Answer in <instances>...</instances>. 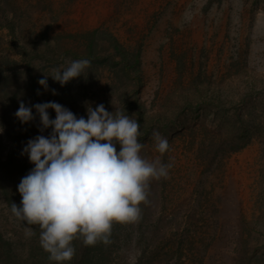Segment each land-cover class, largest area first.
Instances as JSON below:
<instances>
[{"label": "rangeland", "instance_id": "obj_1", "mask_svg": "<svg viewBox=\"0 0 264 264\" xmlns=\"http://www.w3.org/2000/svg\"><path fill=\"white\" fill-rule=\"evenodd\" d=\"M92 39L101 57L116 40L138 58L140 83L121 85L94 65L64 86L49 76L48 90L38 84L44 97L86 117L85 102L111 112L134 87L146 114L174 122L169 133L158 128L165 122L153 129L168 139L165 153L155 149L153 131L142 143L145 159L171 166L167 177L149 181L129 243L111 264H264V0H0V77L17 73L14 87L28 67L12 73L7 62L20 61L22 47L38 83L72 60L67 49L81 59L80 44ZM5 122L3 156L17 134ZM33 226L0 202L7 237L22 246Z\"/></svg>", "mask_w": 264, "mask_h": 264}, {"label": "clouds", "instance_id": "obj_2", "mask_svg": "<svg viewBox=\"0 0 264 264\" xmlns=\"http://www.w3.org/2000/svg\"><path fill=\"white\" fill-rule=\"evenodd\" d=\"M89 65L86 58L66 60L51 74L42 71L38 84L48 90L50 76L64 86L84 75ZM85 104L86 117L56 101L31 106L20 101L15 112L26 124L35 119L34 109L41 130L51 129L47 136L30 138L22 148L21 155H27L33 167L18 184L22 199L19 206L12 203L11 211L26 225L39 226V243L55 264L73 259L76 238L86 246L107 243L114 223L137 220L149 181L167 177L171 166L141 155L144 144L138 139L137 119L116 108L110 112L103 103ZM153 139L159 153L168 150V139L159 131H153ZM33 234L28 228L27 235Z\"/></svg>", "mask_w": 264, "mask_h": 264}, {"label": "trees", "instance_id": "obj_3", "mask_svg": "<svg viewBox=\"0 0 264 264\" xmlns=\"http://www.w3.org/2000/svg\"><path fill=\"white\" fill-rule=\"evenodd\" d=\"M80 45L83 49L81 58L90 60L89 67L99 65L103 69H108L113 73L114 79L121 85H126L128 81H131V84L140 83L142 72L138 67V58H132L129 52L123 49L116 40L111 43L110 49L112 51L109 52L108 55L104 54L103 57L99 55V53L102 52V47L99 46L98 43H95L93 39L89 42L85 41ZM67 51L71 54L72 60L80 56V52L76 50L67 49ZM61 54L64 55L65 53L62 52ZM20 55V61L8 59V68L9 70H13V73L14 65L18 66L20 63L24 62L28 67V74H26V71H22L21 73L26 74V79L14 87V77L16 78L17 73L5 75L3 81L0 77V123L5 126L7 124L5 122L7 118L10 124H13L12 127L17 129V134L14 136L16 147L6 156L2 155V143L0 138V202L12 215H14L11 211L12 203L19 206L22 199L17 190V186L21 178L33 167L27 155H21L22 148L30 138H34L43 132L47 135L51 132L50 128L41 130L39 117L35 114L34 109L33 113L35 119L26 124H22L16 118L15 112L19 107L20 101H24L29 106L40 102L55 101L48 93L46 97H44V92L38 87L36 77L31 73L32 61L30 59L33 58V55L30 56V59H26L28 51L25 47L21 48ZM34 57L39 58V53H34ZM1 67L2 65H0V72L3 71ZM127 87H125L119 95V100L122 102L118 105V109L125 111V114L132 116L133 119H137L140 124L139 141L141 143L145 141L146 137H148L152 133L154 127H156V122H165L163 125H159L158 128L164 127L167 133L171 132L174 122L167 121L169 122L167 123L164 115L161 113L155 116L146 114L143 104L137 101V90L134 87L129 89H127ZM134 97H136V99H134ZM49 113L51 118L55 117L54 110L49 109ZM239 119L242 122L240 125L243 129L242 137L249 138L253 131L247 128L246 119L241 115ZM250 119L252 120V118ZM13 121L14 123H12ZM118 147L119 146H117V148ZM131 228V222L114 223L108 237V242L98 241L93 246L84 245L81 237L76 238L73 241L76 253L73 259L70 262H66V264H111L114 251L123 249L124 246L129 243ZM124 229H128V232L126 234L123 233V235H125L123 237L121 231ZM33 232L34 234L30 236V239L28 238L29 240H26L21 246L20 242L7 237L0 231V264H55V262L49 260V254L39 243L40 229L38 225L33 226Z\"/></svg>", "mask_w": 264, "mask_h": 264}]
</instances>
